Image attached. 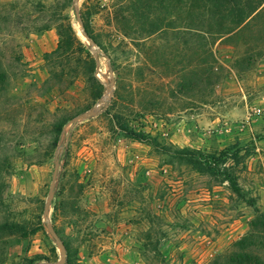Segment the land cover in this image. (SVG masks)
Listing matches in <instances>:
<instances>
[{
	"label": "rangeland",
	"instance_id": "374dc122",
	"mask_svg": "<svg viewBox=\"0 0 264 264\" xmlns=\"http://www.w3.org/2000/svg\"><path fill=\"white\" fill-rule=\"evenodd\" d=\"M255 208L264 0H0V264H208Z\"/></svg>",
	"mask_w": 264,
	"mask_h": 264
},
{
	"label": "trees",
	"instance_id": "16d2710c",
	"mask_svg": "<svg viewBox=\"0 0 264 264\" xmlns=\"http://www.w3.org/2000/svg\"><path fill=\"white\" fill-rule=\"evenodd\" d=\"M137 136V134H133ZM231 189L238 196L245 198L241 188L236 183L235 178L231 179ZM248 203L254 205L253 199H248ZM256 218L252 221L249 231L233 244V250L221 255L208 264H264V212L255 208ZM67 256L70 249L66 241H62ZM68 262V261H67Z\"/></svg>",
	"mask_w": 264,
	"mask_h": 264
},
{
	"label": "water",
	"instance_id": "95a60500",
	"mask_svg": "<svg viewBox=\"0 0 264 264\" xmlns=\"http://www.w3.org/2000/svg\"><path fill=\"white\" fill-rule=\"evenodd\" d=\"M77 2H78V0H75V4H77ZM102 101H103V99L101 100V102H102ZM97 106H98V105H97ZM97 106H96V107H97ZM96 107H94V108H92L91 110L85 111V112L81 113L80 115H78V116L75 118L73 124H74L75 121H77L78 119L83 118V117H88L89 115H91V114L96 110ZM59 163H60V159H59V158H56V159H55V164H54L53 176H52V183L55 182V175H56V173H57V170H58V167H59ZM49 228H50V230H52L51 227H49ZM61 246H63V245L61 244Z\"/></svg>",
	"mask_w": 264,
	"mask_h": 264
}]
</instances>
